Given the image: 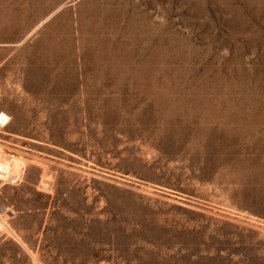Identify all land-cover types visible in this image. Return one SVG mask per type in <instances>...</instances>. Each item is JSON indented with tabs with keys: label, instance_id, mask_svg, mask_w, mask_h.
<instances>
[{
	"label": "rangeland",
	"instance_id": "374dc122",
	"mask_svg": "<svg viewBox=\"0 0 264 264\" xmlns=\"http://www.w3.org/2000/svg\"><path fill=\"white\" fill-rule=\"evenodd\" d=\"M0 159V264H264V0H0Z\"/></svg>",
	"mask_w": 264,
	"mask_h": 264
},
{
	"label": "built area",
	"instance_id": "2783aa9c",
	"mask_svg": "<svg viewBox=\"0 0 264 264\" xmlns=\"http://www.w3.org/2000/svg\"><path fill=\"white\" fill-rule=\"evenodd\" d=\"M6 172L3 165L0 163V180L4 178Z\"/></svg>",
	"mask_w": 264,
	"mask_h": 264
},
{
	"label": "bare ground",
	"instance_id": "6f19581e",
	"mask_svg": "<svg viewBox=\"0 0 264 264\" xmlns=\"http://www.w3.org/2000/svg\"><path fill=\"white\" fill-rule=\"evenodd\" d=\"M9 159V158H8ZM11 160V159H10ZM0 163L3 165V167H4V169H5V172H6V174H5V176H4V178L3 179H1V180H4L5 179V177L7 176V169H6V164L4 163V162H2V160L0 159ZM0 227H1V224H0Z\"/></svg>",
	"mask_w": 264,
	"mask_h": 264
}]
</instances>
